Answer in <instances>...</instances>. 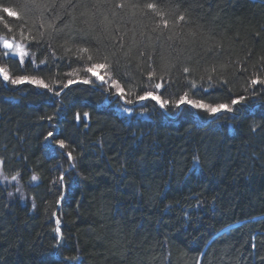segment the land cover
Listing matches in <instances>:
<instances>
[{
  "label": "trees",
  "instance_id": "obj_1",
  "mask_svg": "<svg viewBox=\"0 0 264 264\" xmlns=\"http://www.w3.org/2000/svg\"><path fill=\"white\" fill-rule=\"evenodd\" d=\"M2 7L20 18L0 11V67L53 91L0 76V264H264V85H251L264 79V0ZM5 39L27 48L23 65ZM104 56L122 99L83 71ZM145 90L169 104L137 101ZM185 93L232 111L175 106Z\"/></svg>",
  "mask_w": 264,
  "mask_h": 264
},
{
  "label": "snow or ice",
  "instance_id": "obj_2",
  "mask_svg": "<svg viewBox=\"0 0 264 264\" xmlns=\"http://www.w3.org/2000/svg\"><path fill=\"white\" fill-rule=\"evenodd\" d=\"M119 7H123V5H119ZM145 7L147 9L156 11L157 14L160 15V13L157 11V5L155 3H148V4H146ZM0 11H2L4 14H6L9 17L20 18V14L16 11H13L9 7H2V8H0ZM0 19H3V17H0ZM180 19L183 20L184 17L181 16ZM163 23H164V26L167 27L168 21L165 20V21H163ZM5 27L7 28L8 25L5 24ZM49 27L51 28V27H53V25L49 24ZM3 48L7 50V51L3 52V56L7 57L9 55H18L20 57L19 62L21 65L24 64L25 57L29 56V51L27 50V48L25 46H22L20 44H13V43L9 42V40H7V39L3 40ZM68 50L70 51L71 49H68ZM77 51L79 53L77 55L78 61H84L85 57H86V60L88 62L93 61V55L91 54V50L89 47H79ZM97 51H98V49H97ZM103 61L104 62L87 64L83 67V71L85 73L91 74V77H94L95 81H99L100 82L99 87L103 88L105 85H109L111 88L116 89L117 96L126 95L124 88H122L120 86L118 81L111 79L110 69L112 68V64L108 61V57L104 56ZM43 63H45V61H41V64H43ZM79 71H80V69H74V72H76L77 74L79 73ZM184 71L188 72L189 70L187 68H185ZM69 75H71V73ZM153 75H154V73H149V79L150 80H151ZM0 76H2L3 81H10L14 85H19V84L28 82V83L35 84V85H38L40 87L46 88L50 92L53 91L52 87L50 85L46 84L44 82V80H42V79H36L35 77H29L26 75H18L15 78H12L9 75V72L6 71L2 67H0ZM209 79H211V77H209ZM95 81H90L89 79H84L82 82L85 84H88L90 82L95 83ZM68 83L71 84V83H73V81L70 80ZM257 84L264 85V79H260L259 77H256V78H253L251 80V85H257ZM67 86L68 85H65V87H67ZM195 86L196 85L193 83L192 87L195 88ZM154 87H155V89H160L162 87V85L160 83H156L154 85ZM54 94L56 96H59L60 92L55 91ZM187 97H188V93H185L183 96H181L179 98V100L176 102L175 106L178 107L181 104L187 103L191 107H194L197 109H204V110H207V111L212 112V113H217L221 110L232 111V108L229 107L228 105H225V104H218L216 106H209V105H205L204 103H202L200 101H194L191 99H187ZM148 99L155 101L161 108H165V106L169 104L168 100L162 99L160 95L154 94L153 91L145 90L143 95L136 97L137 101H146ZM243 99H244V97H242V96L239 97V99H233L232 104L235 105V104L239 103L240 100H243ZM126 102L127 103H133V101L131 99L126 100ZM125 111H127V109H125ZM85 115H87V113H85ZM76 118L79 119V115H77ZM48 137L52 138V137H54V134L52 132H49ZM56 143L59 145L60 148L65 147L63 140H58V141H56ZM68 156L71 157V152L68 153ZM12 179L15 180L16 177L13 176ZM32 179L35 180V179H37V177L33 176ZM61 179H63V178H61ZM56 231L59 232V229H56ZM64 259L65 258L59 259L57 264H64Z\"/></svg>",
  "mask_w": 264,
  "mask_h": 264
},
{
  "label": "rangeland",
  "instance_id": "obj_3",
  "mask_svg": "<svg viewBox=\"0 0 264 264\" xmlns=\"http://www.w3.org/2000/svg\"><path fill=\"white\" fill-rule=\"evenodd\" d=\"M115 95H117L116 94V92H115ZM120 97V99H122L121 97L122 96H119ZM49 140V139H48ZM4 177H3V164H2V160H1V157H0V179H3Z\"/></svg>",
  "mask_w": 264,
  "mask_h": 264
},
{
  "label": "water",
  "instance_id": "obj_4",
  "mask_svg": "<svg viewBox=\"0 0 264 264\" xmlns=\"http://www.w3.org/2000/svg\"><path fill=\"white\" fill-rule=\"evenodd\" d=\"M7 40H9V39H7ZM9 42H11V40H9ZM12 43V42H11Z\"/></svg>",
  "mask_w": 264,
  "mask_h": 264
}]
</instances>
